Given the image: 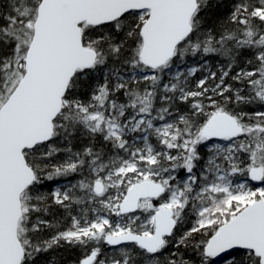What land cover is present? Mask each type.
I'll use <instances>...</instances> for the list:
<instances>
[{
    "label": "snow or ice",
    "instance_id": "6c2138e0",
    "mask_svg": "<svg viewBox=\"0 0 264 264\" xmlns=\"http://www.w3.org/2000/svg\"><path fill=\"white\" fill-rule=\"evenodd\" d=\"M221 254L264 264V0H0V264Z\"/></svg>",
    "mask_w": 264,
    "mask_h": 264
},
{
    "label": "rangeland",
    "instance_id": "374dc122",
    "mask_svg": "<svg viewBox=\"0 0 264 264\" xmlns=\"http://www.w3.org/2000/svg\"><path fill=\"white\" fill-rule=\"evenodd\" d=\"M253 183H255V182H253ZM229 259H230V257H226V258L221 259V260L211 258L210 264H228Z\"/></svg>",
    "mask_w": 264,
    "mask_h": 264
},
{
    "label": "water",
    "instance_id": "95a60500",
    "mask_svg": "<svg viewBox=\"0 0 264 264\" xmlns=\"http://www.w3.org/2000/svg\"><path fill=\"white\" fill-rule=\"evenodd\" d=\"M225 257H227V255H226V254H221L220 256H218V257H215V258H218V259H223V258H225Z\"/></svg>",
    "mask_w": 264,
    "mask_h": 264
},
{
    "label": "trees",
    "instance_id": "16d2710c",
    "mask_svg": "<svg viewBox=\"0 0 264 264\" xmlns=\"http://www.w3.org/2000/svg\"><path fill=\"white\" fill-rule=\"evenodd\" d=\"M45 190H47V189H45ZM78 254V253H77Z\"/></svg>",
    "mask_w": 264,
    "mask_h": 264
}]
</instances>
